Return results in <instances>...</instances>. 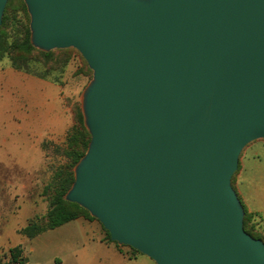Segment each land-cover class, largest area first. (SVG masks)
Instances as JSON below:
<instances>
[{
	"label": "water",
	"instance_id": "95a60500",
	"mask_svg": "<svg viewBox=\"0 0 264 264\" xmlns=\"http://www.w3.org/2000/svg\"><path fill=\"white\" fill-rule=\"evenodd\" d=\"M23 1L32 46L93 72L64 200L156 264H264L232 186L264 140V0Z\"/></svg>",
	"mask_w": 264,
	"mask_h": 264
},
{
	"label": "rangeland",
	"instance_id": "374dc122",
	"mask_svg": "<svg viewBox=\"0 0 264 264\" xmlns=\"http://www.w3.org/2000/svg\"><path fill=\"white\" fill-rule=\"evenodd\" d=\"M30 39L24 1L8 0L0 27V264L8 263L16 247L24 249L32 264H49L61 256L65 229L48 231L32 243L24 230L30 224L48 225L47 214L61 186L74 177L75 159L86 153L91 139L82 114L83 92L93 79L87 62L75 49H30ZM252 157L260 162L252 163L246 181L258 183L257 191L264 188V140H258L240 156L232 179L236 193L241 164ZM252 199L264 208L260 199ZM246 212L245 231L264 242V216ZM68 213L109 239L103 225L84 209L71 206ZM121 248L129 258L139 257L129 264H156Z\"/></svg>",
	"mask_w": 264,
	"mask_h": 264
},
{
	"label": "crops",
	"instance_id": "0c3cea01",
	"mask_svg": "<svg viewBox=\"0 0 264 264\" xmlns=\"http://www.w3.org/2000/svg\"><path fill=\"white\" fill-rule=\"evenodd\" d=\"M256 160V158L252 157L246 159L245 162L241 164L237 194L243 206H245L250 213L264 216V208L261 207L263 205L255 203L252 199L256 197L264 203V188H260V190L257 191L256 187L258 183L255 182L253 183L254 186H251L246 181V174L251 167L254 166L252 163L260 162L259 159V161ZM59 229H65V234H68V236L63 242V252L61 256H55L51 259L49 264H129L134 261H139V257H135L134 260L129 258L124 250H122L121 246L105 239V236L88 221L77 219L51 231H57ZM40 236L41 235L31 239L30 243ZM23 257L27 261L24 249ZM27 264L32 263L31 261H27Z\"/></svg>",
	"mask_w": 264,
	"mask_h": 264
},
{
	"label": "trees",
	"instance_id": "16d2710c",
	"mask_svg": "<svg viewBox=\"0 0 264 264\" xmlns=\"http://www.w3.org/2000/svg\"><path fill=\"white\" fill-rule=\"evenodd\" d=\"M30 38H31V31H30ZM26 46L28 48H30V49L31 48L32 49H35L32 46L31 41H28L27 44H26ZM90 141H91V139H90ZM87 149H88V147H87ZM84 155H85V153L82 156H79V157H77L75 159V166L78 164V162L81 160V158ZM73 182H74V177L72 178V180H70V182H67V184H63L61 186L59 198H58L57 202L54 203V207H52L49 210L48 214H47V220H48V225L47 226H40L38 224H30L28 227L25 228L24 234L29 239H34L37 236L42 235V234H44V233H46L48 231H51V230H55L57 228H60L63 225H65L67 223H70V222H72V221H74L76 219L75 216H72L70 213H68V209L71 206H73V207H80V206H78L77 204H72V203L66 202L64 200V197L67 194V192L70 190ZM245 212H246V208H245ZM246 217H247V212H246ZM108 236H109V239L108 240L111 241V242H113L111 240L110 235H108ZM130 249L132 250L133 253L141 254L137 250H134L132 248H130ZM7 264H27L26 259L23 257V249H22V247H16V248L12 249L9 252V261H8Z\"/></svg>",
	"mask_w": 264,
	"mask_h": 264
}]
</instances>
